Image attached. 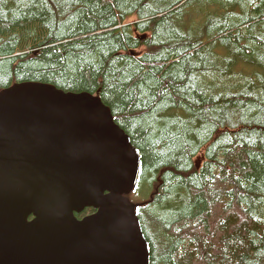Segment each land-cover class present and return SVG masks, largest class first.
<instances>
[{
	"label": "trees",
	"instance_id": "obj_1",
	"mask_svg": "<svg viewBox=\"0 0 264 264\" xmlns=\"http://www.w3.org/2000/svg\"><path fill=\"white\" fill-rule=\"evenodd\" d=\"M21 83L110 109L149 264H264V0H0V90Z\"/></svg>",
	"mask_w": 264,
	"mask_h": 264
},
{
	"label": "water",
	"instance_id": "obj_2",
	"mask_svg": "<svg viewBox=\"0 0 264 264\" xmlns=\"http://www.w3.org/2000/svg\"><path fill=\"white\" fill-rule=\"evenodd\" d=\"M139 151L97 95L0 90V264H149ZM85 209L94 213L78 219Z\"/></svg>",
	"mask_w": 264,
	"mask_h": 264
},
{
	"label": "rangeland",
	"instance_id": "obj_3",
	"mask_svg": "<svg viewBox=\"0 0 264 264\" xmlns=\"http://www.w3.org/2000/svg\"><path fill=\"white\" fill-rule=\"evenodd\" d=\"M129 200L135 204L136 202H139V201H142L143 199H138L137 196H136V193H132L130 196H129Z\"/></svg>",
	"mask_w": 264,
	"mask_h": 264
}]
</instances>
